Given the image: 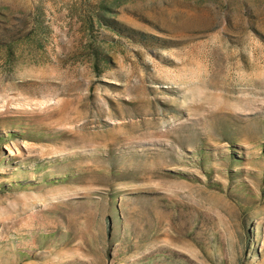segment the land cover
<instances>
[{"label": "rangeland", "instance_id": "374dc122", "mask_svg": "<svg viewBox=\"0 0 264 264\" xmlns=\"http://www.w3.org/2000/svg\"><path fill=\"white\" fill-rule=\"evenodd\" d=\"M0 264H264V0H0Z\"/></svg>", "mask_w": 264, "mask_h": 264}]
</instances>
